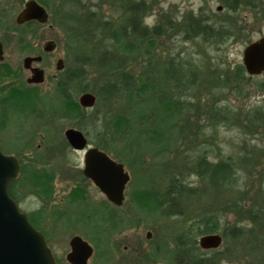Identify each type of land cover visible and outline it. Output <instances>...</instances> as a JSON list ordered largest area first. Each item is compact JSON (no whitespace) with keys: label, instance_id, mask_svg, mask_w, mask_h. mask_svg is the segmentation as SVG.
Wrapping results in <instances>:
<instances>
[{"label":"rangeland","instance_id":"obj_1","mask_svg":"<svg viewBox=\"0 0 264 264\" xmlns=\"http://www.w3.org/2000/svg\"><path fill=\"white\" fill-rule=\"evenodd\" d=\"M3 1L7 2L8 0ZM47 1L53 9L56 8V5L57 8L63 6L62 10L67 14L64 19L63 16L61 17L60 11L54 12L51 22L54 26L53 29L49 27L23 29L30 31L29 33L25 32L26 41H32L35 47L42 48L48 40H54L58 44L57 51L50 55V58H47L43 65H36L46 71L45 81L37 89L40 98H43V102L48 99L49 103L47 104H49L52 117L46 119L44 115L40 119L46 121L43 122L45 126H41L40 121L37 120L36 123L32 122V126L35 125L31 130L32 146L26 155L21 152L22 150L18 151V154L26 156L27 159L38 153V157L34 161V167L37 171L29 177V180L19 182L18 187L14 190L23 212L30 218L33 217L34 214L32 213L42 207L43 201L46 208L45 213L48 216L52 210V207L47 203L49 199L47 198L48 188L64 190L66 191L64 196L71 189H80V187L85 186L88 190V196L93 194L92 189L96 188L84 181L82 177L80 170L83 168L81 155L73 153L65 147V130L71 127L78 128L77 126L80 125L83 131L88 134L91 145L99 146L100 144L99 148L107 147L110 155L114 158L115 156L120 158L125 164V168L131 176L126 192L125 208L131 202H138L137 197L148 190L161 197L165 196L171 175L179 176L181 173L184 175V184L194 188V192L191 194L185 193L182 196H176L178 203L171 202V198L165 201L166 204H163L162 207L155 203L161 209L158 208L153 216L146 220H135L137 216H133L134 225L121 233L122 239L130 237L143 244L148 252V264H179L177 258L184 246H177L176 239L191 222L203 217V215L217 214L221 219L220 225L223 228L239 225L240 222L236 215L230 212L222 214L220 210H225V205L228 203L240 201L241 192H247L249 196L245 200L247 201L246 205L251 203V205L256 206L255 209L261 211L262 215L258 223L252 224L249 221L242 223L245 229H250L245 231V238L230 239L225 244L222 237L220 247L211 250H203L199 247L201 236L197 239V248L204 252V258H208L211 263L246 264L245 260L249 259V252H253L249 245L250 242L255 237L264 239V201L257 197L258 191L262 193L261 198L264 197V73L254 77L245 74V77L240 79L234 75V72L238 65H243L242 57L245 46L249 42L264 37V19L262 17L260 19L254 18V13L246 6L247 0H240V9L236 12H226L224 5L219 0H145L147 18L142 22L139 31L129 34L128 43L136 45V43H140L141 39H144L141 38L140 34L144 25L149 27V30L160 25L163 30H160L161 35L159 37L153 36L151 38L153 39L150 41L151 43L147 42L139 47L138 54H132L131 60H125L126 69L124 72L130 71L136 77L146 78L144 80L146 89L152 91L145 97L144 106L152 103L157 90H165L163 93L174 94L177 100L185 101L184 103L187 104L183 105L185 111L181 113L179 127L185 126L184 133L189 127L194 135L190 136L186 143L182 144L180 139L175 143L179 135L177 127L165 125L158 121L153 124L152 128L155 127L154 129L161 134L167 132L170 138L167 146L170 145V148H177L178 146L179 154L175 152V149L163 150V148L158 150L159 153L147 152L141 144L137 150L136 146L139 144L137 141L134 142L136 146H131L129 151L121 147L120 144H112L108 122L118 116L128 118L129 114L136 112L143 103L139 107L134 105L126 95H121L120 91H117L116 95L109 100L100 99L94 93L97 96L96 104L92 108L84 110L83 117L75 121L73 119L76 117H66L61 111L57 113L54 109L56 108L55 100L57 101L56 97L58 96L57 83L63 78V72H58L55 66L59 58H64L65 67L72 70L79 64L75 61V55L89 54L96 58L97 54L100 53L99 50L106 51L107 48L112 50L116 46L111 41L113 34L110 32L101 33V22L110 21L115 29L125 25L127 31H131L132 27L127 22V11L135 0ZM218 7H222L223 10L217 11ZM17 10L18 7L14 9L12 16L5 17L0 22V27L3 28L0 29V39L10 51L13 47L12 43L16 42V36L7 33L4 27L16 26ZM201 11L212 21L213 26L217 28L224 26L227 30L231 29V37L225 42L220 41V39L208 42L193 38H190V41L184 40L186 30L183 31V28L188 22L187 19L201 17ZM169 21H172L173 27L168 26ZM66 27L68 28L67 31ZM87 33L99 35L90 38L87 37ZM146 36L149 38L147 34ZM70 38H76L75 41L77 42L71 45L69 52L71 55H69L66 64L62 48H64L65 41ZM148 38L147 41H149ZM144 40L146 41V38ZM149 50H151V56ZM25 56L26 54L23 55V57ZM23 57L21 56L19 60L17 56H10L6 62L9 66L22 67ZM173 61L178 65L179 70L184 66V69L181 70L182 74H190V77L196 75L195 84L191 90L189 89L191 86H189L184 94L173 91L172 85L175 77L172 75H167V79L164 77V71L167 70L166 68L168 70L171 68L169 66L174 63ZM91 65L83 66L85 72L83 80L89 82L95 90L100 87L104 79L115 78L109 67L104 70L97 68L96 60ZM56 74L58 76L55 77ZM26 76L29 74L26 73ZM80 82L78 80L69 83L71 102L67 104L66 108L68 109L74 104L78 105L79 96L83 93L79 87ZM118 88L121 89V85ZM198 100H200L199 104L196 102ZM43 102L42 105H45ZM213 102L215 103L214 106ZM213 108H225L221 111L223 113L216 124H212V120H210ZM153 119L149 118V122L151 123ZM172 120L174 121V119ZM45 128L49 130L48 135L44 133ZM251 128L254 130L252 131ZM135 137L133 135L131 138ZM202 149L209 151L207 159L214 163L232 157L234 166L238 171L236 172L235 183L227 191L216 195L219 196L216 197L219 198L217 200L210 192L211 188L207 181L194 175L193 172L203 153ZM137 151L139 153L135 154ZM162 151L164 157H161ZM11 152H16V150ZM121 152L123 154H120ZM247 152L253 156L252 162L256 164L255 172L261 175V178L257 174L254 175L253 189H251L249 178L240 181V156L244 157ZM50 154L55 157H50ZM23 163L26 166L32 164L27 160H23ZM57 164L61 165L62 168L57 169L59 167ZM44 165L48 168L50 166L56 167L53 187H51V183L48 184L42 180L44 179L43 175L40 176V168L45 167ZM168 168L171 172L167 170ZM34 189H37L39 193L41 192L42 197L34 194ZM59 195L62 193L60 192ZM98 199L102 200V197L99 196ZM39 202H41L40 205ZM133 212L137 211L134 209ZM138 212L141 211L138 210ZM138 217L140 218V216ZM148 231L152 233L150 240L146 239ZM57 239L53 244L55 250L60 251L64 238L58 237ZM158 246L159 250H157ZM213 252L219 253L217 256H213Z\"/></svg>","mask_w":264,"mask_h":264},{"label":"flooded vegetation","instance_id":"obj_2","mask_svg":"<svg viewBox=\"0 0 264 264\" xmlns=\"http://www.w3.org/2000/svg\"><path fill=\"white\" fill-rule=\"evenodd\" d=\"M29 1L37 2L39 6L46 10V16H48V20L46 23H42L37 20H32L23 24H19L17 22L19 15L25 9L26 4ZM136 1L141 2V7L146 6L145 0ZM133 5L134 3L130 5L127 11L129 16L130 13L134 11L131 10V7ZM246 6L252 10V12L254 13V18L260 19L262 17L264 19V0H247ZM16 7H18V13L15 16L16 26L11 28L4 27L7 33H12L14 36H16V42L12 43L13 47L11 51L7 49V45L0 39V149L3 154L14 157L19 164V176L15 180L10 182L8 186V191L9 189H11L12 195L9 193L10 196L19 206L16 195L14 194V190L18 187L17 185L19 182H25L26 180H29V177L37 171V169H35L34 167V161L35 158L38 157V153L34 155L31 154L32 156L27 159L26 156L18 154V151L22 150L21 152L26 155L27 151H29L32 146L33 136L31 130H33L35 125L32 126L31 123H36L37 120L40 121L39 123L41 124V126H45V123L43 122L46 121H42L40 119L43 118L44 115L46 119L52 117L51 110L48 107L49 104H47L49 103L48 99L47 101L43 102V98H40V94L37 88L41 84L34 85L29 83L28 80L32 75V69L39 68L36 65H43L46 59L50 58L49 56L58 49V44L54 40L46 41L43 44L42 48L35 47L32 41H26L27 38L25 37V32L29 33L30 31H24L23 29H44L46 27L53 29L54 26H52L51 22L54 12L60 11L61 17L63 16L64 19L66 18L67 13L62 10L63 6L57 8L56 5V8L54 7L53 9L52 6H50L49 1L47 0H8L7 2L0 0V22L5 17L12 16ZM145 10L142 12V15L139 14V10L134 11L133 14L135 16L133 17L136 19V24L134 26L131 25L132 28L131 31H128L129 34L139 31V27L141 26L142 22L147 18V11ZM222 10V7L217 8V11L219 12H221ZM200 15L201 17H194L190 19L203 21L205 24L213 26L212 21H210L202 13V11ZM108 23L110 24V31L113 30L114 27L112 26V23H110V21ZM172 24V21L168 22L169 27H173ZM156 26H159L163 30L162 26ZM1 27L0 29H3ZM221 27L224 28V26ZM148 29L149 27L144 25V27L140 31L141 38H144L143 34ZM67 30L68 28L66 29V31ZM9 37L11 38L12 36ZM69 40L65 41L64 48H62L66 64L67 59L70 57L69 55H71L69 53L71 49V43ZM50 41H54L56 43V48L54 51L47 52L45 51L44 46H46V44ZM139 42L140 43L138 44L136 43L138 47H141L147 43L144 39H141V41ZM24 54H26L25 57H23ZM10 56H17L19 60L22 56V67L14 65L9 66L6 61ZM35 57H40L41 60L38 62H33L30 69L26 68L24 64L25 59ZM60 62L62 65L61 70L57 68L58 63ZM65 66L66 65L64 62V58H59L56 62L55 67L58 72H63V78L57 83L56 91L58 96L56 98L58 102L54 99L56 103V108L54 109L57 113L61 111V113H63V115L66 117H76L73 120L77 121L80 119V117H83L84 110L88 108L82 107L78 100V105L74 104L73 107H71L73 108L74 112L72 114L68 112L66 107L67 104L71 101L68 86L69 83L75 82L72 79L79 78L80 75H82L81 78L84 79L85 72L76 75L75 71L78 69V67L75 66L74 69L70 70ZM169 67L171 68L169 70L168 68H166L167 70H165L164 72H166L167 75L176 77L179 72L178 65H176L174 62ZM39 69L44 71V75L46 77L45 69ZM82 70L84 71V69ZM25 72L29 74V76H26ZM165 75L166 74H164V77L166 78ZM56 76H58V74H56L55 77ZM63 82V86H65V89L63 87V91H60V88L58 87H60V84H62ZM174 84L175 83H173L172 85L173 89L175 87ZM84 93L86 92H83L81 95H83ZM94 95L96 96V94ZM42 102L45 103V105H42ZM180 114L181 113L179 111V116L177 117L178 119L176 121L177 123L175 124L180 125ZM77 127L78 128L71 127L67 130L74 129L77 131H81L87 139V146L81 150L73 148L69 143V140H67L66 138L65 133L67 130H65V147L73 153L81 155L80 159L83 164V168L80 170L83 175L82 177L84 178L83 180L93 185L96 189H92L93 194L88 196V190L85 186H83L80 187V189H71L67 192L66 195L63 196L66 191L48 188L47 198L49 199L47 203H49V205L52 207L51 213L47 216V213H45V204L43 203V201L42 203L39 202V205L41 203L42 207L38 208L35 213H32L34 214L33 217L31 216L30 218L26 214L28 219L30 220V223L38 231H40L41 234L44 235L47 242L46 244L51 250L56 264H72L69 257L72 253H74L73 241L75 239H81L82 242L85 243L81 245V249L79 252L80 254L78 256V260L81 264H84V259L87 255L89 256H87L85 264H148V252L143 244L140 241L134 240L130 237L128 239H122L121 233L126 228L134 225L133 216H137L135 220H146L148 219V217L153 216V214L149 215L148 213L144 212L141 203L139 202H131L127 208L124 207V205L126 204L125 198H127L126 192L130 182H128L126 189L124 190V198L122 204L117 205L116 203L108 200L106 194L98 187H96L91 180L85 177L83 169H85L86 167V153L91 148H98L99 150L106 152L112 160L118 163H122V160L120 158H117L116 156L114 158V156L110 155L109 149L107 147L99 148L100 144L99 146L91 145L88 139V134L83 131L82 126L80 127L79 125ZM44 131V133H46L45 135L49 134V130H47L46 128ZM9 149L16 150V152L12 153V150L8 151ZM49 156L52 157L54 155L50 154ZM23 160H27L32 164L26 166L25 163H23ZM122 164L124 165L123 168H125V164ZM57 166H59L57 169L62 168L61 165L57 164ZM55 168L56 167L52 166H50L49 168L47 166L40 168V176L43 175L44 177V179L42 180H44V182L48 184L51 183V187L54 186V181L56 178ZM33 191L34 194L42 197L41 192L39 193L37 189H34ZM57 192L58 194H56ZM60 192L62 193V195H59ZM99 196L102 197V200L98 199ZM95 197H97V199H94ZM134 209L137 212H133ZM20 210L23 212L21 208ZM138 210H140L141 212H138ZM23 214H25V212H23ZM138 216H140V218ZM149 232L150 231H148L147 234ZM58 237L64 238L60 251L55 250L53 244L54 241L58 240ZM157 250H159V246L157 247Z\"/></svg>","mask_w":264,"mask_h":264},{"label":"trees","instance_id":"obj_3","mask_svg":"<svg viewBox=\"0 0 264 264\" xmlns=\"http://www.w3.org/2000/svg\"><path fill=\"white\" fill-rule=\"evenodd\" d=\"M226 9V12H236L238 9H240V0H219ZM139 6V8H138ZM141 2L137 5H134L131 7V10H140ZM188 21V19H187ZM110 24L108 22H101V33L105 32H111ZM186 27V28H185ZM117 30V31H116ZM149 30V29H148ZM161 28L159 26H155L154 28L150 29L149 31L146 30V32L143 34L144 39L146 38V42H150L153 39H151L153 36L159 37L161 35ZM186 30V31H185ZM183 31H185L184 40L188 41L190 38L193 39H201L205 41H214L215 39L225 42L228 40V38L231 37V29L227 30L223 27L217 28L215 26H209L205 24L203 21L199 20H190L185 23V26L183 28ZM118 32L120 30L113 29L111 41L114 42L116 45V36L118 37ZM94 34V33H93ZM146 34L149 36V38L146 36ZM99 34L90 35V33H87V37H97ZM147 38L149 41H147ZM76 38H70L71 45H74L77 41H75ZM190 41V40H189ZM151 43V42H150ZM250 43V42H249ZM151 50H149L150 56L152 55ZM98 56L95 58L93 55L89 54H78L75 55V61L78 64V69L75 71L76 75L84 73L82 69L83 66H92V62L96 60V66L99 69H105L106 67H109L112 70V73L115 75V78H107L104 79L101 82L100 87L96 90L91 87L89 82L84 81L83 78H81L82 75L79 76V78L72 79L73 81H81L80 89L83 92H89L96 93L97 96L100 99H106L109 100L111 97H114L117 93V91H120L121 95H126L134 105H143L136 110L133 114H129V117H114L109 120L108 122V128L110 129V138L112 140L113 145H119L127 150H131L132 147L136 146L134 144L135 141H137L139 144L136 146V149L140 148L141 146L145 147V151H152L154 153H159L161 150L160 148H163V150H170L175 149V152L179 154L178 146L177 148H170V145L167 146V144L170 142L169 134L162 133L152 128L153 124H156L158 121H161L165 125H173L177 127L178 130V138L176 139L175 143L178 139L183 144L187 142V139H189L190 136H193L194 133L192 130L190 131V128H186V133H184L185 126L179 127V125L175 124L177 123V117L178 112L182 113L184 110L183 105L187 104L184 103L183 100H177L176 97H174V94L171 93H163L165 90H157L158 92L155 93L152 103H148L144 106L145 97L150 93L152 90H147V86L144 82L146 78L136 77L133 74H131L130 71L124 72L126 69L125 65V56L127 54L130 55H137L139 52V47L136 45H127L123 48H117L116 50L106 49L104 51L103 49L99 50ZM125 52V55L123 58H121V53ZM149 56V57H150ZM90 61V62H89ZM95 65V64H94ZM182 66V65H181ZM184 67V66H183ZM182 67V69H184ZM243 65H238L235 68L234 75L240 79L245 77L246 70L243 68ZM181 69V70H182ZM181 70H179L178 74L175 77V80L173 81L175 84L174 89L181 92V94H184V91L189 87H193L195 84V78L196 75H184L181 73ZM166 72H164L165 74ZM169 74V73H168ZM167 77V74L165 75ZM250 77V76H249ZM167 79V78H166ZM151 81V79H149ZM149 81V82H150ZM64 82L60 84V91H63V87L65 89ZM119 85H121V89L118 88ZM173 89V91H174ZM145 101V102H144ZM200 100L196 101L197 104H199ZM71 102V101H70ZM132 104V105H133ZM213 102V106H214ZM179 108V110H178ZM225 109V108H223ZM223 109H216L213 108V114L211 115L212 118V124H216L220 119V116L223 112H221ZM68 112L71 114L74 112L73 108H67ZM138 111V112H137ZM143 111V112H142ZM181 116V114H180ZM149 118H154L151 123L149 122ZM174 119V121L172 120ZM187 123V122H186ZM189 125V124H188ZM187 126V125H186ZM257 129V127H255ZM252 131L254 130L251 128ZM182 131V133H180ZM255 132V131H254ZM135 135V138H131ZM164 143V144H163ZM132 146V147H131ZM203 153L200 156L199 161L196 163L197 167L195 170H193L194 175H197L199 178L206 180L207 184L209 185L210 192L213 194L215 199H219L216 197L219 193L223 191H227L228 188L232 187L233 183H235L237 179V173L238 172L234 166V161L232 157H229L228 159H221L218 162H212L207 159V153L209 152L206 149H202ZM174 152V153H175ZM139 153L137 151L135 154ZM120 154H123L122 152ZM124 156V155H122ZM164 157L163 151L161 153V157ZM252 155L250 153H245L244 157L240 156V181L245 178L250 179V186L251 189L254 188V175L257 174L258 177H260V173L258 174L255 172L256 164L255 162H252ZM253 164H252V163ZM167 170H170L169 168ZM171 172V170H170ZM244 174V175H243ZM243 175V176H242ZM184 175L179 174V176H173L171 175L169 184H168V191L165 193V196L161 197L160 195H157L151 191L144 192L139 197H137V201L141 203V206L144 210V212L148 213L149 215L154 214L156 210H158L156 204H160L159 206L165 205L168 199L171 202H176L177 198L176 196H182L183 194H191L194 192V188H191L190 186L184 184ZM261 178V177H260ZM9 193L11 194V189H9ZM12 195V194H11ZM247 192L240 194V201L237 202L234 201L232 203H228L225 205V210H220L223 213H233L238 217L239 225H235L232 228L228 227H222L221 219L217 214H206L203 215V217L194 220L191 222L185 231L176 239L177 246H184L183 250H181V254L177 258V261L179 264H213L210 261H208V258L205 259L203 255L204 252H201L199 248H197V239L199 236L208 235V234H215L218 233L220 236L223 237L225 240V244L230 239H240L242 237L245 238V231L250 229H245V226H243V222L249 221L252 224L258 223L261 220V211L255 209L256 206L246 205V198H247ZM262 193L258 191L257 197L264 201V197L261 198ZM168 197V198H167ZM156 203V204H155ZM161 209V208H160ZM247 233V232H246ZM251 246V250L253 252H249V259L245 260L246 264H264V239H260L258 237H255L249 244ZM219 252H213V256H217ZM215 260V257H214Z\"/></svg>","mask_w":264,"mask_h":264},{"label":"water","instance_id":"obj_4","mask_svg":"<svg viewBox=\"0 0 264 264\" xmlns=\"http://www.w3.org/2000/svg\"><path fill=\"white\" fill-rule=\"evenodd\" d=\"M46 15V10L37 2L29 1L17 22L23 24L37 20L46 23L48 20ZM55 45L54 41L48 42L44 46L45 51H54ZM242 58L243 68L249 76L263 75L264 37L247 44ZM40 60V57L26 58L25 67L30 69L33 62ZM61 66L60 62L57 68L61 70ZM44 81V71L39 68L32 69V75L28 82L35 85L42 84ZM96 101V96L90 92L84 93L79 99L84 108H92ZM65 135L73 148L81 150L87 146V139L81 131L69 129ZM123 167L122 163L112 160L106 152L98 148H91L86 153V167L83 170L85 177L102 190L108 200L120 205L123 202L124 190L130 181V176ZM19 172L20 167L17 160L3 154L0 149V264H56L44 235L30 223L27 215L23 214L8 192L9 183L19 176ZM151 236L149 232L147 239H150ZM221 243L222 236L218 233L203 235L199 239V247L203 250L217 249ZM83 244L85 243L81 239L73 241L74 253L69 257L72 264H81L78 256ZM87 256L84 259V264Z\"/></svg>","mask_w":264,"mask_h":264},{"label":"bare ground","instance_id":"obj_5","mask_svg":"<svg viewBox=\"0 0 264 264\" xmlns=\"http://www.w3.org/2000/svg\"><path fill=\"white\" fill-rule=\"evenodd\" d=\"M137 3L139 4V2L138 1H134V7H135V5H137ZM138 8H139V6H138ZM146 9V6H140V12H139V14H141L142 15V12L144 11ZM134 11H132L131 13H130V16H128L127 15V19H128V25L129 26H131V25H135L136 23H135V21H136V19L133 17V16H135L134 14ZM191 19H189L188 21H190ZM118 30H120V32H118L119 34H118V37L116 36V46L114 47V48H112L113 50H116L118 47L119 48H123V47H125V46H127V45H129V43H128V40H129V33H128V31H127V28L125 27V25L124 26H122L121 28H119ZM117 31V30H116ZM111 32H112V30H111ZM125 55V52H123V53H121V58H123V56ZM125 58H126V60H131L132 59V56L130 55V54H127L126 56H125Z\"/></svg>","mask_w":264,"mask_h":264}]
</instances>
